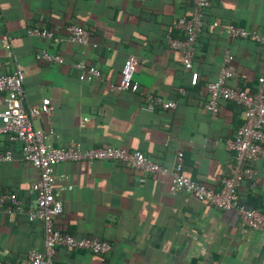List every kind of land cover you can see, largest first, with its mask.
<instances>
[{
	"label": "crops",
	"instance_id": "crops-1",
	"mask_svg": "<svg viewBox=\"0 0 264 264\" xmlns=\"http://www.w3.org/2000/svg\"><path fill=\"white\" fill-rule=\"evenodd\" d=\"M190 14L186 0H0V74L19 67L25 101L51 100L52 113L33 125L48 134L52 145L78 142L82 147L137 150L167 167L179 150L182 172L216 190L233 161L224 140L240 123L241 111L232 101H219L217 113L211 114L204 108L205 84L216 79L228 51L237 73L228 84L255 88L264 73V45L230 38L222 28L236 24L264 33V0H213L195 43V85L181 66L180 52L167 43L168 32L182 35L172 22ZM215 20L221 27L212 26ZM68 24L85 28L89 43L77 46L66 40ZM29 26L52 30L61 39L29 36ZM3 39L9 40L10 51L2 46ZM40 48L61 55L63 62L37 59ZM129 55L137 62V92L114 88ZM79 59L98 68L101 78L87 80L75 71L72 64ZM141 92L175 100L176 107L145 111ZM6 149L12 160L0 161V192H14L21 205L17 212L0 213V261L23 264L30 249L43 250L41 223L25 215L34 200L30 188L37 170L20 159L19 142L0 136V153ZM254 168L255 177L239 185L238 197L245 206L264 211V158ZM53 171L62 202L55 229L112 244L104 260L87 250L57 247L56 263L264 264V229L243 227L234 211L214 208L190 193L171 194L169 176L107 160L65 161Z\"/></svg>",
	"mask_w": 264,
	"mask_h": 264
},
{
	"label": "built area",
	"instance_id": "built-area-1",
	"mask_svg": "<svg viewBox=\"0 0 264 264\" xmlns=\"http://www.w3.org/2000/svg\"><path fill=\"white\" fill-rule=\"evenodd\" d=\"M191 5V14L180 17L172 22V26L180 31L181 37L167 35L170 48L178 50L181 55V66L189 73V83L195 85L198 72L193 69V54L195 43L201 32L204 14L213 0H186ZM212 26L221 27L218 21ZM230 38H251L257 43L264 44V33L248 31L236 24H226L222 28ZM66 40L77 46L89 43V32L78 25L68 24L64 27ZM29 36L48 39L57 42L61 39L52 30L38 26L26 28ZM2 46L10 51V42L1 40ZM96 47V42H91ZM14 59V56L11 55ZM37 59L62 63L59 54L49 53L45 48L35 52ZM234 57L228 51L222 56L218 75L215 80L205 84L207 99L204 108L211 114L218 111L219 101H232L241 111V121L231 137L224 140L227 150L233 153V161L228 164L227 172L220 179V187L216 190L206 187L202 182L192 179L182 172V152L176 151L170 167L153 161L140 151H128L110 145L100 147H82L78 142L64 146H54L48 140V134L33 125L40 116H49L54 106L48 97H43L38 103L30 104L25 101L22 83L23 73L17 66L9 72L0 74V136H5L9 142L20 143V159L28 161L37 170V178L31 184L34 194L33 203L26 208L25 215L29 221H38L43 229V250L30 249L23 264H64L54 261L57 247L82 249L96 254L100 260L112 249V244L104 239L95 237H75L60 232L54 227V218L62 212V202L58 197L59 190L54 187V166L65 161L95 160L115 161L126 167L147 174L169 176V192H187L197 200L205 202L214 208L234 211L241 226L251 229H264V211L245 206L238 197V187L244 181L255 177L254 163L264 158V73L257 77L255 88L247 91L228 84L236 76L233 64ZM136 58L129 55L125 58L120 69V79L114 88L118 91H139V84L133 80ZM72 67L84 78L91 80L101 78V71L95 66L79 59ZM177 92L183 94L185 89L179 87ZM141 108L153 112L156 108L170 110L176 107L175 100H167L152 92H141ZM12 160L10 149L0 153V161ZM71 186L67 185V189ZM20 199L14 192H0V213H13L19 210ZM0 264H18L2 262Z\"/></svg>",
	"mask_w": 264,
	"mask_h": 264
},
{
	"label": "trees",
	"instance_id": "trees-1",
	"mask_svg": "<svg viewBox=\"0 0 264 264\" xmlns=\"http://www.w3.org/2000/svg\"><path fill=\"white\" fill-rule=\"evenodd\" d=\"M168 34H170V35H171L172 33L168 32ZM172 36H173V35H172ZM259 44H260V43H259ZM261 45H264V44H261ZM244 90H245V89H244ZM247 91H251V90H247Z\"/></svg>",
	"mask_w": 264,
	"mask_h": 264
}]
</instances>
